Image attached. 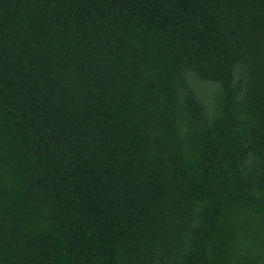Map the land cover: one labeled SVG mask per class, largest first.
I'll return each mask as SVG.
<instances>
[{
    "label": "trees",
    "instance_id": "trees-1",
    "mask_svg": "<svg viewBox=\"0 0 264 264\" xmlns=\"http://www.w3.org/2000/svg\"><path fill=\"white\" fill-rule=\"evenodd\" d=\"M0 264H264V0H0Z\"/></svg>",
    "mask_w": 264,
    "mask_h": 264
}]
</instances>
